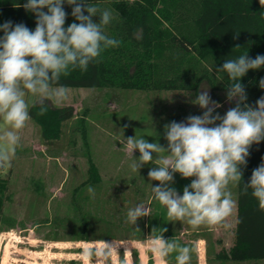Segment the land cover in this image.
I'll return each instance as SVG.
<instances>
[{
    "label": "clouds",
    "instance_id": "clouds-1",
    "mask_svg": "<svg viewBox=\"0 0 264 264\" xmlns=\"http://www.w3.org/2000/svg\"><path fill=\"white\" fill-rule=\"evenodd\" d=\"M259 3L264 7V0ZM65 4L71 6L74 18L67 26ZM22 6L36 17L34 30L10 20L0 24L3 33L0 36L2 172L12 167L16 149L21 146V131L32 119L26 97L30 94L38 98L40 115L50 106L64 104L70 98L71 89L60 84L61 77L76 69L86 71L102 51L119 45L117 39L105 32L114 18L111 9H101L88 0H26ZM97 16L99 22L93 19ZM238 48L240 46L236 45L235 49ZM262 67V54L253 58L245 52L226 59L218 70L226 73L231 81L226 87V100L234 106L221 115L218 109L223 105L212 98L209 87H201L192 101L201 109V114L166 123V146L159 140L149 142L136 135L122 141L124 149L133 157L132 172L139 173L143 166L154 165L147 172L148 180L157 182L150 183L152 198L166 208L169 221L186 222L193 229L201 226L232 228L228 218L235 211L237 201L230 186L240 185L250 149L264 141V96L254 105L248 103L241 81L250 70ZM259 88L264 90V77L259 80ZM137 150L139 157L134 158ZM177 174L190 180L182 194L173 186ZM249 189L259 210L264 211V159L252 170L248 182H243L244 194ZM88 191L94 193L91 186ZM147 215L149 209L143 203L137 204L128 209L126 222L136 225L139 218ZM166 231L167 228H153L144 245L162 260L176 253L175 264H191L194 249L180 245L174 237L166 239L163 235ZM104 243L106 249L113 247ZM107 255V251L102 253L97 264H103Z\"/></svg>",
    "mask_w": 264,
    "mask_h": 264
},
{
    "label": "rangeland",
    "instance_id": "rangeland-1",
    "mask_svg": "<svg viewBox=\"0 0 264 264\" xmlns=\"http://www.w3.org/2000/svg\"><path fill=\"white\" fill-rule=\"evenodd\" d=\"M202 87L208 86L203 84ZM210 95L223 105L218 109L221 115L234 106L227 102L224 92L210 90ZM195 97L196 94L188 90L100 87L77 90L68 101L58 105L72 109L73 113L63 122L61 153L57 160L36 156V151L46 147L39 126L31 119L26 127L32 146L25 127L12 167L0 172L2 175L10 173L9 201L0 221V264H97L106 250H109L111 264H118L122 253L126 264H134L135 258L139 264H166L143 243L152 235L153 228L161 229L163 222L168 221L166 208L152 198L150 183L157 182L149 181L147 172L154 165L143 166L139 173L132 172L133 157L124 149L122 141L136 135L149 142L159 140L166 146V123L171 119L181 122L190 115L201 114V109L192 103ZM26 99L30 107L38 98L29 94ZM125 119L133 123L131 134L125 132L119 121ZM140 119L142 122L136 128ZM138 157L137 150L134 158ZM29 160L36 162L28 165L30 170L48 177L25 179ZM45 164L57 167L49 168ZM175 182H180L178 191L182 194L190 180L177 174ZM89 186L94 193H89ZM239 188L240 185L230 186L233 198ZM21 193L23 210L16 216ZM141 203L149 209V215L139 218L136 225L126 222L128 209ZM228 221L232 224L230 230L217 228L216 231L207 227V263L202 240L201 264L214 263L216 251L229 250L233 246L237 227L235 216ZM173 225L177 229L183 226L185 231L188 224L176 221ZM196 231L197 243L198 229ZM194 235L190 231L188 237ZM104 242L113 247L106 249ZM90 247L96 249L94 256L89 252ZM136 251L137 256L133 254ZM107 261V258L103 260V264ZM248 262L264 264V259Z\"/></svg>",
    "mask_w": 264,
    "mask_h": 264
},
{
    "label": "trees",
    "instance_id": "trees-1",
    "mask_svg": "<svg viewBox=\"0 0 264 264\" xmlns=\"http://www.w3.org/2000/svg\"><path fill=\"white\" fill-rule=\"evenodd\" d=\"M26 0H0V24L12 21L24 23L30 29L35 28L36 17L25 11ZM101 9L113 10V20L106 26L105 32L110 38L117 39L119 45L102 51L97 60L91 62L86 71L76 69L68 76H62L60 84L71 89L70 96L77 90L89 88H116L151 90H188L197 94L203 84L212 92L226 93L231 81L227 74L218 70L226 59H234L245 52L250 57L264 55V7L259 0H88ZM17 5H20L17 7ZM68 13L66 26L73 22L71 6L64 5ZM46 11V9H45ZM99 22V17H94ZM238 34V35H237ZM3 33L0 32V36ZM235 37V38H234ZM239 45L240 48L235 49ZM264 77V67L250 70L242 78L248 94V103L264 96L259 88V80ZM81 87V88H75ZM36 106L33 107L32 105ZM30 107L32 120L40 128V137L45 144L44 150L36 151L41 159L60 158V140L63 122L72 116L73 110L63 106H50L44 115H40V106L36 102ZM176 120V119H171ZM125 132L131 134L133 123L119 120ZM132 122H135L132 120ZM141 119L136 125L140 126ZM127 125V127H125ZM28 132L30 146L32 138ZM264 159V141L253 145L245 168L242 169L243 181L238 191V217L235 229L236 240L229 250L215 253L217 264H250V260L264 259V211L259 210L257 201L243 192V182L247 183L252 170ZM27 163L26 177L38 176L46 179L48 175L33 172ZM41 165V164H40ZM49 168L57 166L44 165ZM1 172V171H0ZM51 177V176H49ZM36 178V177H35ZM180 182L173 185L177 190ZM35 185H33L34 187ZM39 189L40 186H35ZM10 173L0 174V221H2L6 202L9 197ZM19 197L16 216L23 210ZM176 221H164L167 228L164 237H174L182 246L194 249L191 264H198L196 229L183 226L177 229ZM195 233L194 237H188ZM187 234V235H184ZM3 238V237H2ZM4 239V238H3ZM94 247L89 248L94 256ZM107 264H111L109 250H106ZM122 252V251H121ZM137 256V251L133 253ZM172 253L164 260L166 264H175ZM118 264H126L122 253ZM134 264H139L135 258Z\"/></svg>",
    "mask_w": 264,
    "mask_h": 264
},
{
    "label": "crops",
    "instance_id": "crops-1",
    "mask_svg": "<svg viewBox=\"0 0 264 264\" xmlns=\"http://www.w3.org/2000/svg\"><path fill=\"white\" fill-rule=\"evenodd\" d=\"M10 196V195H9ZM234 199L237 201V207H236V209H235V215H232V216H235V218H236V223H237V217H238V191H236V194H235V197H234ZM7 201H9V197H8V200ZM207 227L208 226H201V227H199L198 228V241H197V246H198V253H199V263L201 264V256H202V249H201V241L203 240L204 241V256H206V253H207V251H206V247L205 246H207V240H206V236H207V234H206V232H207ZM210 227V226H209ZM211 229L212 228H215L216 229V231H217V228L218 227H210ZM217 234V233H216ZM219 242V241H218ZM218 242H216V244L218 243ZM217 245H219V243L217 244ZM217 252V251H216ZM215 252V253H216ZM205 260H206V263H207V256L205 257ZM216 259H215V257H214V263H211V264H216ZM58 264H61V263H58Z\"/></svg>",
    "mask_w": 264,
    "mask_h": 264
}]
</instances>
